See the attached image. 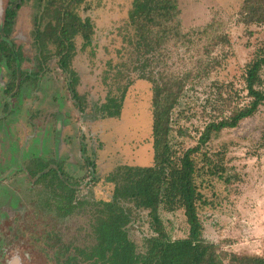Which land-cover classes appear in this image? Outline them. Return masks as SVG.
Instances as JSON below:
<instances>
[{"label":"rangeland","instance_id":"rangeland-1","mask_svg":"<svg viewBox=\"0 0 264 264\" xmlns=\"http://www.w3.org/2000/svg\"><path fill=\"white\" fill-rule=\"evenodd\" d=\"M10 1L20 0H0V33ZM21 1L10 35L22 50L21 68L30 76L16 95H9L7 85L16 77L11 76L5 61H0V176L16 166L21 155L27 165L36 155L49 167L62 165L78 184L76 201L108 200L114 185L106 175L118 165L153 164V90L152 82L140 78L134 69L138 55L129 23L134 0H84L80 5L79 14L94 23L92 44L84 47L82 37H78L72 61L79 76L77 91L83 111L69 89L70 74L61 68L56 56L50 55L54 45L49 44L50 56L43 60L48 52L39 51L35 43L36 16L44 11L46 3ZM243 1L178 0L183 30L190 35L185 42L170 41L161 63L156 65L157 71L176 75L191 71L195 75L202 64H210L201 72L202 77L188 84L173 110L170 139L178 156L197 145L205 125L219 113V84H232L240 92L241 105L248 101L244 99L242 74L256 41L264 38V26L248 27L242 22L239 13ZM214 21L219 23L216 33L228 35L231 43H221L214 34H198ZM261 75L264 79V68ZM130 80L121 115L107 116L102 108L107 95L110 91L118 93V87ZM207 147L204 152L225 166V178L208 173L198 177L206 201L200 203L199 213L204 238L236 255L228 256L226 264H240L243 256L264 255V104L237 127L215 134ZM91 162L95 163L94 171ZM203 163L200 160L198 166L202 168ZM33 181L23 169L11 172L1 183V193L8 186L14 196L8 200L0 193V222L11 213L7 202L16 206L32 203L17 211L22 235L11 247L12 252L18 251L24 264H63L58 257L64 260L66 245L92 243L91 214L83 207L72 215L57 216L55 210L45 206L43 186ZM49 207L55 209L54 204ZM15 215L12 212V217ZM161 216L172 239L188 236L184 208L177 204L171 209L161 207ZM12 222L6 226V233L12 230ZM129 229L138 250L144 251L145 238L153 234L146 210L134 211ZM48 235L52 238L47 239Z\"/></svg>","mask_w":264,"mask_h":264},{"label":"trees","instance_id":"trees-1","mask_svg":"<svg viewBox=\"0 0 264 264\" xmlns=\"http://www.w3.org/2000/svg\"><path fill=\"white\" fill-rule=\"evenodd\" d=\"M83 1L43 0L46 6L36 16L34 29L39 51L48 52L43 60L50 55L56 56L61 68L70 74L69 89L81 111L84 107L77 91L79 76L72 67V61L76 53V39L82 37L83 46L86 47L92 44L94 34L92 19L79 14ZM21 6V0L13 4L10 1L5 10L1 33L7 38L10 37ZM239 14L248 27L254 24L264 26V0H244ZM129 23L134 30V38L131 39L138 55V64L134 69L139 71L140 78L152 82L153 164H120L106 175L107 181L114 185L110 199L76 201L78 184L69 178L62 165L49 167L48 162L38 161L37 184L43 186V201L48 210H55L57 216L64 217L86 207L91 214L92 243L75 247L67 243L64 260L59 256L58 261L63 264H226L228 256L234 258L236 255L224 251L219 244L203 236L199 213L200 203L206 201L197 180L202 173L225 178V166L214 161L204 149L208 148L215 134L226 128L237 127L264 104V79L261 75L264 68V38L256 41L252 57L244 66V99L248 101L241 105L240 92L232 84H219L216 97L220 104L219 113L205 125L197 145L178 156L170 139L173 110L188 84L202 77L201 72L210 68V64H202L201 70L195 75L191 71L181 75L166 70L157 71L156 65L161 63L170 41L185 42L190 35L183 30L178 0H134L129 12ZM218 25L217 21L209 23L199 29L198 34H214L221 43H231L228 35L216 33ZM1 33L0 60H5L13 74L18 76L24 73L20 70L21 49L16 50L13 40L3 38ZM49 44L54 45L53 54L48 51ZM215 62L219 63L218 60ZM131 83L132 80L118 87V93L109 92L102 106L107 116L121 115ZM200 160L204 162L202 168L198 166ZM91 168L95 170L94 162H91ZM49 193L50 197H46ZM52 204L55 209H50L49 205ZM175 204L185 210L189 234L172 239L161 216V207L171 209ZM135 210L147 211L153 231L152 235L145 238L144 251L138 250L136 241L130 236L129 225ZM240 260V264H264V255L243 256Z\"/></svg>","mask_w":264,"mask_h":264},{"label":"flooded vegetation","instance_id":"flooded-vegetation-1","mask_svg":"<svg viewBox=\"0 0 264 264\" xmlns=\"http://www.w3.org/2000/svg\"><path fill=\"white\" fill-rule=\"evenodd\" d=\"M2 37L6 38V39H8L10 41L12 40L11 35H10L9 38H7L4 34H2ZM14 46H15L16 50L18 48H20V47H16L15 43H14ZM21 52H22V50H21ZM22 59H23V55H22ZM0 61H5V60H0ZM5 63H6V61H5ZM21 64H22V61H21ZM21 64H20V70L23 71L22 68H21ZM6 66L11 70V76L13 78L16 77L15 80L9 81V83L7 85V88H6V92L9 95H16L17 91L18 90L20 91L22 89V85L24 84V80H26L28 78V76H30V75L28 73H21L18 76H15L13 74V72H12V69L7 65V63H6ZM13 86H14V88L12 89ZM11 90H13V91H11ZM22 158H23V155L20 156L19 160L17 161L16 166L14 165L10 169L5 170L2 173V175L0 176V179H2V180H0V186H1V183L4 182L7 179L8 175L11 172H13V171L14 172H19V171H22L23 169L30 173V177L34 179L33 182L36 185V183H37L36 172H37V166L39 164L38 163V159L36 158V155H34L33 157H31L29 159L30 161H32L31 164L29 163V165H27L26 162L24 163L22 161L23 160ZM45 162H47V161H45ZM56 165L58 166L60 164H56ZM57 166H55V167H57ZM3 177L5 179H3ZM7 187L4 186V189H3L2 193H1V191H0V193L5 195L6 197H8V200H10V199H12V196H14V194H12V192H10V190ZM32 190L35 191L33 188H32ZM29 203H24V204H22L20 206H16L15 204L11 205L10 201L7 202L8 209L9 210L11 209V213L9 212L8 214H6L4 216V218H2V221L0 222V231L5 234L6 233V226L12 220L13 224H11V228H10L12 230L9 231V232H12V234L10 235V233L8 232L9 234L6 233L7 235L6 234L4 235L3 233L0 232V264H24L23 256L18 251L12 252L13 249H11V247L14 246L16 244V242L20 241L21 235H22V234L19 233V229L17 227V222L20 221V218L17 216V211H19L21 209L22 210L26 209L28 205L26 206L25 204H29ZM30 204H32V203H30ZM52 205H50V206H52ZM46 207H48V206L46 205ZM50 209H53V208L50 207ZM4 211L5 210H3L2 213H4ZM12 212L14 213V215H15V212H16V215L13 216V217H12ZM46 238L50 239V238H52V236L48 235ZM50 246H52V245L50 244Z\"/></svg>","mask_w":264,"mask_h":264}]
</instances>
